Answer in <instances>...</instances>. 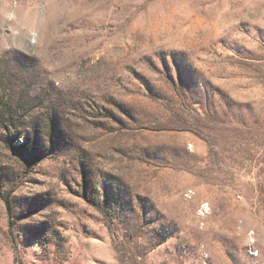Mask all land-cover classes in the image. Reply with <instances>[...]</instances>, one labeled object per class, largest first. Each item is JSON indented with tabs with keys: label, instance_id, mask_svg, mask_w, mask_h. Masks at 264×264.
Segmentation results:
<instances>
[{
	"label": "rangeland",
	"instance_id": "obj_1",
	"mask_svg": "<svg viewBox=\"0 0 264 264\" xmlns=\"http://www.w3.org/2000/svg\"><path fill=\"white\" fill-rule=\"evenodd\" d=\"M0 264H264V0H0Z\"/></svg>",
	"mask_w": 264,
	"mask_h": 264
},
{
	"label": "built area",
	"instance_id": "obj_2",
	"mask_svg": "<svg viewBox=\"0 0 264 264\" xmlns=\"http://www.w3.org/2000/svg\"><path fill=\"white\" fill-rule=\"evenodd\" d=\"M209 208L206 207V204H204V209H202L201 211H208Z\"/></svg>",
	"mask_w": 264,
	"mask_h": 264
}]
</instances>
